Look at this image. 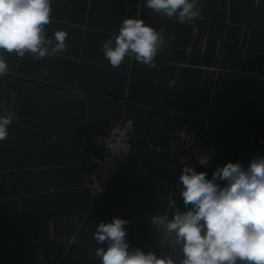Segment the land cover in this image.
Returning a JSON list of instances; mask_svg holds the SVG:
<instances>
[{
    "label": "crops",
    "instance_id": "obj_1",
    "mask_svg": "<svg viewBox=\"0 0 264 264\" xmlns=\"http://www.w3.org/2000/svg\"><path fill=\"white\" fill-rule=\"evenodd\" d=\"M146 0H52L48 39L67 30V49L34 59L0 51V113L17 119L0 141V264H100L93 235L113 217L129 220L133 247L172 255L149 218L181 210V171L150 150L178 125L208 121V170L264 156V0H199L201 17L179 23ZM125 18L174 36L150 68L126 58L112 68L102 43ZM171 82V83H170ZM132 119V154L106 195L90 201L84 153L90 137ZM221 187L224 181H217Z\"/></svg>",
    "mask_w": 264,
    "mask_h": 264
},
{
    "label": "clouds",
    "instance_id": "obj_2",
    "mask_svg": "<svg viewBox=\"0 0 264 264\" xmlns=\"http://www.w3.org/2000/svg\"><path fill=\"white\" fill-rule=\"evenodd\" d=\"M199 0H146V7L161 17L191 23L201 17ZM52 0H0V51L34 59L56 56L67 49V30L47 38L45 26L52 20ZM163 31H157L140 18L123 19L118 34L102 43V52L112 68H119L126 58L150 68L168 42ZM8 65L0 55V76ZM171 83V82H170ZM17 114L0 113V141L9 136V126ZM206 165L210 156H199ZM183 206L169 198L163 214L149 218L157 231L162 230L161 244L180 247L179 264H264V156L253 158L245 169L239 162L217 166L212 178L185 165L180 175ZM217 181H224L223 187ZM129 220L113 217L101 221L93 238L98 245L95 256L100 264H176L172 255H158L133 247L127 240Z\"/></svg>",
    "mask_w": 264,
    "mask_h": 264
},
{
    "label": "built area",
    "instance_id": "obj_3",
    "mask_svg": "<svg viewBox=\"0 0 264 264\" xmlns=\"http://www.w3.org/2000/svg\"><path fill=\"white\" fill-rule=\"evenodd\" d=\"M210 127L208 121L178 125L164 143L151 144L149 148L181 173L185 165L194 167L197 172H204L214 159V150L206 145ZM133 130V120L121 118L104 133L90 137V148L84 153L83 162L87 169L84 187L91 202L106 195L120 166L130 158ZM202 155L210 156L209 162L203 166L197 159Z\"/></svg>",
    "mask_w": 264,
    "mask_h": 264
}]
</instances>
